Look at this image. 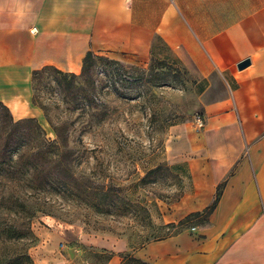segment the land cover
Masks as SVG:
<instances>
[{"label": "crops", "instance_id": "crops-1", "mask_svg": "<svg viewBox=\"0 0 264 264\" xmlns=\"http://www.w3.org/2000/svg\"><path fill=\"white\" fill-rule=\"evenodd\" d=\"M88 52L155 53L199 86L164 156L186 174L174 215L213 205L193 229L132 254L147 264H264V0H0V100L15 117L33 115V71L78 74Z\"/></svg>", "mask_w": 264, "mask_h": 264}, {"label": "rangeland", "instance_id": "rangeland-1", "mask_svg": "<svg viewBox=\"0 0 264 264\" xmlns=\"http://www.w3.org/2000/svg\"><path fill=\"white\" fill-rule=\"evenodd\" d=\"M198 90L155 53L119 60L93 54L76 76L49 67L32 72L25 108L33 115L22 118H34L47 138L57 128L73 150L75 176L109 190L28 192L37 209L33 264H119L144 243L203 222L205 210L174 215L186 174L164 156L173 129L195 112Z\"/></svg>", "mask_w": 264, "mask_h": 264}, {"label": "trees", "instance_id": "trees-1", "mask_svg": "<svg viewBox=\"0 0 264 264\" xmlns=\"http://www.w3.org/2000/svg\"><path fill=\"white\" fill-rule=\"evenodd\" d=\"M92 56L93 53L88 52L84 62ZM53 69L57 73H66ZM53 130L55 137L47 138L34 118L14 119L0 100V264H33L28 245L34 238L31 219L37 209L27 202L25 195L28 192L63 193L71 188L79 191L82 187L85 191H109L104 186L82 183L75 176L73 150L57 128ZM17 202L19 207L12 210ZM212 205L204 209L206 215ZM119 264L147 263L133 254H125Z\"/></svg>", "mask_w": 264, "mask_h": 264}, {"label": "water", "instance_id": "water-1", "mask_svg": "<svg viewBox=\"0 0 264 264\" xmlns=\"http://www.w3.org/2000/svg\"><path fill=\"white\" fill-rule=\"evenodd\" d=\"M249 61L248 58H243L242 60H240L239 62L236 63V67L238 69H241L243 67H245L246 65H248Z\"/></svg>", "mask_w": 264, "mask_h": 264}, {"label": "built area", "instance_id": "built-area-1", "mask_svg": "<svg viewBox=\"0 0 264 264\" xmlns=\"http://www.w3.org/2000/svg\"><path fill=\"white\" fill-rule=\"evenodd\" d=\"M194 121H195V124H196L197 127H201L202 126V119L198 116V114L195 115ZM190 229H193V227H190Z\"/></svg>", "mask_w": 264, "mask_h": 264}]
</instances>
